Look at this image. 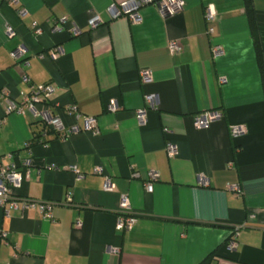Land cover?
<instances>
[{
	"label": "crops",
	"instance_id": "1",
	"mask_svg": "<svg viewBox=\"0 0 264 264\" xmlns=\"http://www.w3.org/2000/svg\"><path fill=\"white\" fill-rule=\"evenodd\" d=\"M133 1L0 0V156L7 166L30 161V177L13 190L19 201L53 204V219L38 208L0 210V264H264V91L245 1L184 0L169 19L147 5L139 24L109 11ZM253 3L264 50V0ZM94 14L102 23L91 28ZM171 40L183 52L171 55ZM56 47L63 54L53 60ZM145 69L151 82L140 79ZM49 83L64 128L30 145L39 117L6 114L7 100L19 104L31 86ZM72 107L79 117L66 112ZM210 111L222 119L196 128L195 118ZM86 118L97 119L98 136ZM239 124L248 133L233 139ZM168 143L177 147L174 158ZM151 171L159 180L148 192ZM234 185L240 194L229 190ZM123 197L138 216L129 232L116 229Z\"/></svg>",
	"mask_w": 264,
	"mask_h": 264
},
{
	"label": "built area",
	"instance_id": "2",
	"mask_svg": "<svg viewBox=\"0 0 264 264\" xmlns=\"http://www.w3.org/2000/svg\"><path fill=\"white\" fill-rule=\"evenodd\" d=\"M12 2H18V0H11ZM133 5L130 2H123L121 4V10L113 13L114 7H111L109 11L113 14L114 17L125 15L128 17L130 22L134 24H139L142 22V18L138 13L139 8L147 5L155 6L161 16L165 19L172 18L178 14H180L185 8L184 0H134ZM25 11L21 10L20 14L25 15ZM205 19L207 23H212L216 20V12L213 7L208 6L205 9ZM61 22L63 24L66 23V18H61ZM102 23V19L98 14H94L93 17L89 20V26L91 28H96L98 25ZM33 32L35 35H42L43 29L34 22L32 24ZM59 28H56L57 31ZM74 33L78 34V31L74 28L72 30ZM214 29L212 27L208 28V34L212 35ZM7 34L9 37H13L15 35V31L13 28L9 27L7 30ZM169 51L171 55H177L183 52V45L179 40H171L168 45ZM212 52L215 56L221 53V48L213 47ZM20 52H16L13 54L14 57H17ZM63 54V50L60 47L54 48L48 55L51 59L56 60ZM45 55H41L42 59ZM140 79L143 83H148L152 81V73L149 69L142 70L140 72ZM23 81L25 83H30L29 78L24 77ZM222 82H225V78H222ZM57 88L54 84H44L38 86H31L30 92L25 94L22 98L21 103L17 104L12 100H7L6 114L17 113L24 114L26 110H30L34 113L35 116L39 117V119L45 123V127L48 129H53L57 132L62 131L64 128L63 121L60 115L57 113V108H54V96L56 95ZM7 95V94H6ZM44 105L45 109L42 111L37 110L38 105ZM117 109V105L112 104L108 111L114 112ZM66 112L77 114V110L75 107L67 108ZM223 115L218 111H210L201 116H197L195 118V126L196 128L203 129L209 128L210 125L218 120H221ZM89 124L88 130L92 135L98 136L99 126L96 118H86ZM137 120L140 125L145 124L146 122V114L145 111L141 110L137 112ZM3 121H0V128L2 126ZM74 130H78L77 127H74ZM230 133L233 139H238L248 133V128L244 124L234 125L230 129ZM47 136V129H45L42 133V139H45ZM166 152L169 158H174L178 154V150L176 145L173 143H168L166 145ZM9 159L13 160L14 155L9 154L7 156ZM4 156H0V210L3 211L5 216H9L10 212L14 209L21 208L24 211H28L33 208L40 209L46 218L53 219V204L50 202H37L31 200L29 198H25L22 201H19L13 194L14 189H19L23 185L25 179L30 177V161H25L21 163H17L13 160L10 165H4L3 160ZM74 172L76 174L77 179H81L83 176L78 172L77 168L74 167ZM96 173L102 175L103 168L101 166L96 167ZM134 177H137V174H134ZM159 180V174L155 171H151L149 173V182L146 186L148 192L153 191V183ZM203 185H207V182H204ZM104 188L106 191L112 192L114 191V184L111 179L106 177ZM229 190L236 192L238 194L241 193V189L239 186L234 185L230 186ZM68 202H72V198H68ZM138 222V216L134 214L131 210V206L129 204V200L127 197H123L121 204V213L118 217L116 229L119 232H129L133 229V227ZM77 226H81L80 223ZM240 228L237 227L233 232L232 237L230 238L227 247L228 250L232 251L237 248V239L239 236Z\"/></svg>",
	"mask_w": 264,
	"mask_h": 264
},
{
	"label": "trees",
	"instance_id": "3",
	"mask_svg": "<svg viewBox=\"0 0 264 264\" xmlns=\"http://www.w3.org/2000/svg\"><path fill=\"white\" fill-rule=\"evenodd\" d=\"M244 1H245V5H246V10H247L249 22H250L252 36L254 39L257 64H258V68H259V71L261 74L263 91H264V50H263L262 42H261V39L259 36V29H258V25H257V21H256L254 3H253V0H244ZM38 126L40 127V129H39V131L34 133V135L32 136V141H31L30 145L31 144L45 145V144H47V141H48L47 140L48 135L51 134L52 131L57 133V131H55L53 129L46 128L45 123L42 122L41 120L38 122ZM45 129H47V136L45 139H42V133Z\"/></svg>",
	"mask_w": 264,
	"mask_h": 264
}]
</instances>
